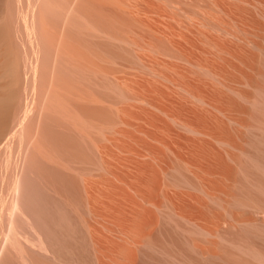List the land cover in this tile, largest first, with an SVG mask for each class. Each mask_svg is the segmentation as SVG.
Masks as SVG:
<instances>
[{"label":"rangeland","instance_id":"1","mask_svg":"<svg viewBox=\"0 0 264 264\" xmlns=\"http://www.w3.org/2000/svg\"><path fill=\"white\" fill-rule=\"evenodd\" d=\"M43 1L34 100L30 72L28 91L25 69L18 80V60L24 51L31 58V47L17 2L0 0V30L9 27L0 33V102L15 104L20 87L23 104L34 105L23 162L37 224L19 231L33 240L30 248L20 241L29 261L264 264V0ZM7 116L13 121L14 110ZM36 232L49 253L39 251ZM9 239L4 229L0 264H23Z\"/></svg>","mask_w":264,"mask_h":264},{"label":"bare ground","instance_id":"2","mask_svg":"<svg viewBox=\"0 0 264 264\" xmlns=\"http://www.w3.org/2000/svg\"><path fill=\"white\" fill-rule=\"evenodd\" d=\"M14 1V0H13ZM41 1H43V0H15V2H17L16 4H17V12H16V14L18 15V17L20 18V20H21V22H22V30L25 32V37H26V39H27V43H28V45L31 47L30 48V52H31V58H30V56H29V54H28V52H26V51H24V57H25V60H23L22 58H20L19 60H18V69H19V79L18 80H20V83L23 81V79H22V77H23V75H22V71H23V69H25V76H24V91L26 92V91H28L29 90V72H30V76H31V80H32V82H31V90L33 91L32 92V97H33V99H34V95H36L35 93H36V90H37V83H38V74H39V63H40V56H41V50H42V48H41V46H42V43H41V39L42 40H44L43 39V37L42 38H40V32H42V31H40L39 32V30H40V28H39V26H40V21L38 22V20H37V13L39 12V10L40 11H42L41 9H43V8H40L41 7V5L40 4H42L41 3ZM51 1V0H50ZM65 1V0H64ZM73 0H71L70 2L71 3H75V1L74 2H72ZM99 2L101 1V0H98ZM104 1V0H103ZM114 1V0H113ZM113 1H111V0H109L108 2H110V3H113L114 4V2ZM44 2V1H43ZM58 2H60V1H58ZM79 2V1H78ZM87 2V1H86ZM106 2V1H105ZM50 3V2H49ZM53 3V2H52ZM52 3H50V4H52ZM65 3H67V2H65ZM64 3V4H65ZM46 4L49 6L50 4H48L47 2H46ZM54 4V3H53ZM63 4V3H62ZM69 5L70 6H68V7H72L71 6V4L69 3ZM73 5V4H72ZM74 5H77V4H74ZM93 5V4H92ZM111 5V4H110ZM109 5V6H110ZM51 6V5H50ZM62 6V5H61ZM65 6V5H64ZM81 6H82V4H81ZM89 6V5H88ZM87 6V7H88ZM117 6V5H116ZM66 7V6H65ZM79 7H80V5H79ZM114 7V6H113ZM11 11L13 12V8H14V6L12 5L11 7ZM9 8V9H10ZM46 8V7H45ZM51 8H53L52 6H51ZM76 8H77V11L79 10L78 9V7L76 6ZM82 8V7H81ZM115 8V7H114ZM48 9V8H47ZM56 9H57V7H56ZM63 9V7L60 9V10H62ZM75 9V8H74ZM69 10V9H68ZM67 10V11H68ZM71 10H73V9H71ZM81 10V9H80ZM80 10L78 11V12H80ZM59 11V10H58ZM70 11V10H69ZM68 11V12H69ZM74 11V10H73ZM51 11H49V13H50ZM55 12H57V11H55ZM61 12H65V11H61ZM72 12V11H71ZM70 12V14H72ZM11 13V12H10ZM80 13H82V12H80ZM51 14V13H50ZM63 14V13H62ZM66 14H68L67 12H66ZM75 14H76V12H75ZM10 16H11V14H9ZM8 15V16H9ZM47 15H49V14H47ZM74 15V14H73ZM73 15H70V18H72L73 17ZM77 15V14H76ZM74 16L73 18H76L77 16ZM78 15H79V13H78ZM93 15V14H92ZM58 16V15H57ZM86 16H87V13H86ZM15 17H16V15H15ZM49 17V16H48ZM55 17H56V15H55ZM67 17V16H66ZM65 17V18H66ZM69 17V16H68ZM82 17V16H81ZM39 18H40V16H39ZM42 18H44V17H42ZM60 18V17H59ZM73 18H72V20H73ZM78 18V17H77ZM56 19V18H55ZM54 19V20H55ZM86 19V18H85ZM91 19V18H90ZM50 19H48V23H50V21H49ZM67 20H69L68 18H66V20H64V21H67ZM75 20V19H74ZM55 21H58L57 19L55 20ZM63 21V20H62ZM62 21L61 22H57V25H60V26H63V27H66V25H62V24H60V23H62ZM81 21V20H80ZM4 22V21H3ZM20 22V23H21ZM42 22V21H41ZM68 22V21H67ZM70 22V21H69ZM90 22V21H89ZM10 23V22H9ZM53 23V22H52ZM64 23H66V22H64ZM71 23V22H70ZM86 23V22H85ZM1 24H3V23H1ZM4 24H5V22H4ZM76 24V23H75ZM45 25V24H44ZM68 25H70V24H68ZM71 25H72V23H71ZM87 25V24H86ZM85 25V26H86ZM90 25V24H89ZM4 26V25H3ZM73 26H74V23H73ZM46 26H44V27H42V28H45ZM53 27H54V25H53ZM81 27V26H80ZM98 27V26H97ZM5 28H9V27H5L4 26V30H5ZM49 28V27H48ZM61 28V27H60ZM66 28H68V29H71V28H69L68 26L66 27ZM66 28H65V30H66ZM74 28V27H73ZM46 29H47V27H46ZM58 29V28H57ZM85 29H86V27H85ZM94 29V27H92V30ZM4 30L3 29H1L0 30V33H2L3 34V32H4ZM15 30V32L16 33H18V32H20V29L19 28H15L14 29ZM54 30H55V28H54ZM54 30L52 31V33L54 32ZM77 30V29H76ZM89 30H91L90 28H89ZM92 30H91V32H92ZM97 29H94V31H96ZM6 31V30H5ZM12 31V30H11ZM64 31V30H63ZM69 31H71V30H69ZM93 31V32H94ZM9 32V31H8ZM14 32V31H13ZM23 32V33H24ZM56 32H58V31H56ZM55 32V33H56ZM72 32V31H71ZM70 32V33H71ZM98 32V33H97ZM5 33H7V31L5 32ZM67 33L68 32H66V35H67ZM73 33V32H72ZM80 33V32H79ZM96 34H100L99 33V30H97L96 32H95ZM44 34V33H43ZM47 34V33H46ZM46 34L44 35V36H46ZM54 34V33H53ZM60 34V33H59ZM74 34V33H73ZM73 34H71V35H73ZM94 34V33H93ZM95 34V35H96ZM103 34V33H102ZM10 35V34H9ZM8 35V36H9ZM56 35H58L57 33H56ZM95 35H94V37H95ZM101 35V34H100ZM105 35V34H104ZM13 36V35H12ZM16 36V35H15ZM18 36V35H17ZM50 36H52V34H50ZM50 36H49V39H50ZM54 36V35H53ZM74 36V35H73ZM79 36H81L80 34L77 36L78 38H79ZM93 36V35H92ZM11 37V36H10ZM9 37V38H10ZM68 37V36H67ZM72 37V36H71ZM77 37H75V39L77 38ZM98 37H99V35H98ZM98 37H97V39H98ZM101 37V36H100ZM0 38H1V34H0ZM7 38V37H6ZM24 38V37H23ZM46 38V37H45ZM63 38V37H62ZM77 38V39H78ZM92 38V37H91ZM4 39H5V36H4ZM8 39V38H7ZM12 39H14V38H12ZM67 39V38H66ZM69 39V38H68ZM76 39V40H77ZM86 39V38H85ZM97 39H94L93 38V40H97ZM112 39V38H111ZM110 39V40H111ZM48 40V39H47ZM5 41H8V40H6L5 39ZM17 41V40H16ZM79 41L81 42V40L79 39ZM14 42H15V40H14ZM19 42V41H18ZM62 42V41H61ZM75 42V41H74ZM83 42V41H82ZM93 42V41H92ZM95 43H96V41H94ZM4 43L5 42H3V44H2V42H1V44L4 46ZM54 43H56V42H54ZM77 43H78V41H77ZM11 44V43H10ZM50 44V43H49ZM79 44V43H78ZM91 45H93V43H90ZM97 44V43H96ZM95 44V45H96ZM99 44V43H98ZM97 44V45H98ZM108 44V43H107ZM16 47H17V49H15L14 47L12 48L13 50H18V53L19 54H23L22 53V50H20V48L18 47V45H17V43H15L14 44ZM23 45L25 46L26 44H24L23 43ZM80 45H82V44H80ZM90 45V46H91ZM44 46V45H43ZM56 46V45H55ZM54 46V47H55ZM106 46V45H105ZM1 47V46H0ZM53 47V48H54ZM74 47H75V45H74ZM77 47V46H76ZM80 47V46H79ZM84 47V46H83ZM2 48V47H1ZM1 48H0V50H1ZM49 48H51V49H48V50H52V46L50 47L49 46ZM78 48V47H77ZM76 48V49H77ZM81 48V47H80ZM75 49V50H76ZM83 49V48H82ZM88 49V48H87ZM2 51V50H1ZM54 51V50H53ZM59 51V50H58ZM87 51V50H86ZM86 51H85V53H86ZM17 52V51H16ZM49 52V51H48ZM80 52V51H79ZM88 53L90 52V51H87ZM96 52V51H95ZM1 53V52H0ZM14 53V52H13ZM17 53V54H18ZM51 54H47V51H46V58H48V56L49 55H52V52H50ZM57 53V52H56ZM88 53H86L87 55H88ZM91 53V52H90ZM94 53V52H93ZM92 53V54H93ZM97 53V52H96ZM55 54V53H54ZM83 54H84V52H83ZM85 54V55H86ZM12 55V54H11ZM16 55V54H15ZM90 55V54H89ZM95 55V54H94ZM97 56L99 55V54H96ZM1 56V55H0ZM23 56V55H22ZM56 56H58V53L56 54ZM64 56V55H63ZM84 56V55H83ZM90 56H92V55H90ZM97 56H95V58H98L99 59V57H97ZM14 57V56H13ZM51 57V56H50ZM68 57V56H67ZM88 57V56H87ZM15 58V57H14ZM58 58V57H57ZM57 58L55 59V56H54V58H53V60L55 59V60H57ZM90 58V57H89ZM95 58H93L94 60H95ZM17 59H18V57H17ZM50 59V58H49ZM49 59H45L44 61L45 62H47ZM92 59V60H93ZM51 60V59H50ZM54 60V63H56V61ZM62 60V59H61ZM64 60V59H63ZM68 60V59H67ZM73 60V59H72ZM80 60V59H79ZM82 60V59H81ZM15 61V60H14ZM17 61V60H16ZM87 61V60H86ZM48 62H50V61H48ZM58 62V61H57ZM70 62V61H69ZM69 62H66V63H68V66L69 67H67V65L65 66V67H67V69H69V68H71V66H70V64H69ZM83 62H85V61H83ZM2 63V62H1ZM0 63V64H1ZM15 63V62H14ZM51 64H52V62H50ZM53 63V64H54ZM61 63H62V61H61ZM44 64V63H43ZM49 64V63H48ZM48 64H47V66H48ZM57 64V63H56ZM59 64V63H58ZM76 64L78 65L79 63H77L76 62ZM15 65H16V63H15ZM50 65V64H49ZM62 65V64H61ZM65 65V64H64ZM82 65V64H81ZM89 65V64H88ZM50 66H52V65H50ZM50 66H48L49 68H50ZM55 66V65H54ZM58 66V65H57ZM63 66V65H62ZM73 66V65H72ZM90 66H92V65H90ZM94 66V65H93ZM1 67V66H0ZM10 67H12V64H11V66ZM59 67H60V65H59ZM73 67H76V66H73ZM95 67V66H94ZM96 67H98V66H96ZM8 68V67H7ZM53 68V67H52ZM52 68H50V69H52ZM78 68H80L79 67V65H78ZM87 68H89V67H87V65H86V68H84V69H87ZM9 69V68H8ZM15 69H16V67H15ZM46 69V68H45ZM50 69H49V71H50ZM62 69H64V68H62ZM72 69V68H71ZM71 69H69L70 71H71ZM83 69V70H84ZM58 70H61V67H60V69H58ZM75 70H78V69H75ZM74 70V71H75ZM91 70V69H90ZM89 70V71H90ZM93 70V69H92ZM91 70V71H92ZM7 71V70H6ZM13 71H14V69H13ZM52 71V70H51ZM57 71V70H56ZM67 71V70H66ZM66 71L64 72L65 74H66ZM73 71V70H72ZM85 71V70H84ZM9 72H11V69H10V71ZM53 72H55L54 71V69H53ZM59 72V71H58ZM69 72V71H68ZM77 72V71H76ZM93 72V71H92ZM12 73V72H11ZM49 73V72H48ZM52 73V72H51ZM51 73H49V74H51ZM71 72H69L68 74H70ZM75 73V72H74ZM73 73V74H74ZM78 73V72H77ZM88 73H90V72H88ZM94 73V72H93ZM93 73H90V74H93ZM96 73V72H95ZM94 73V74H95ZM13 74V73H12ZM44 74V73H43ZM55 74V73H54ZM61 74V73H60ZM62 74H63V70H62ZM64 74V75H65ZM72 74V73H71ZM97 74V73H96ZM17 75V74H16ZM53 75V74H52ZM57 75V74H56ZM76 75V74H75ZM10 76V75H9ZM13 76V75H12ZM15 76V75H14ZM13 76V78H15ZM42 76V75H41ZM60 76V75H59ZM62 76V75H61ZM66 76V75H65ZM67 76H69V79L71 78L72 79V81H73V78L75 77V76H70V75H67ZM78 76H79V74H78ZM77 76V77H78ZM80 76H82V75H80ZM87 76V75H86ZM64 77V76H63ZM76 77V78H77ZM84 77V76H83ZM90 77V76H89ZM93 77H94V75H92V79H93ZM96 77V76H95ZM1 78V77H0ZM55 78H58L59 79V77H55ZM82 78V77H81ZM91 78V77H90ZM17 79V78H16ZM58 79H57V81L55 82L57 85H58ZM60 79H63V78H61L60 77ZM59 79V80H60ZM66 79V78H65ZM71 79H70V81H71ZM12 80V79H11ZM14 80V79H13ZM66 80H68V79H66ZM87 80V79H86ZM94 80H96L95 78H94ZM15 81V80H14ZM69 81V80H68ZM79 81V80H78ZM97 81H98V79H97ZM16 83L17 82H19V81H15ZM62 82H63V80H62ZM62 82L61 83H59V85H62ZM66 82V81H65ZM77 82V81H76ZM80 82V81H79ZM81 82H83L82 80H81ZM80 82V83H81ZM73 83V82H72ZM10 84V83H9ZM40 84V83H39ZM64 84V83H63ZM67 85H68V83H66ZM65 84V85H66ZM74 84V83H73ZM76 84V83H75ZM78 84V83H77ZM84 84V83H83ZM83 84H81L82 86H83ZM95 85V84H94ZM17 86H19L18 84L16 85V87ZM44 86V85H43ZM43 86H42V88L40 89L39 88V86H38V88L40 89V90H42L43 89ZM55 86V85H54ZM63 86V85H62ZM69 86V85H68ZM71 86V85H70ZM96 86V85H95ZM14 87V86H13ZM12 87V88H13ZM61 87V86H60ZM59 87V88H60ZM73 87V86H72ZM79 87V86H78ZM84 87H85V85H84ZM83 87V88H84ZM54 88H56V87H53L52 86V90L54 89ZM65 88V87H64ZM68 88V87H67ZM14 89V88H13ZM13 89H11V90H13ZM82 89V88H81ZM39 90V91H40ZM57 91H58V89H56ZM55 90V91H56ZM66 91H67V89H65ZM71 90V89H70ZM87 90V89H86ZM88 90H89V87H88ZM97 90V89H96ZM38 91V97L40 96V92ZM51 91V90H50ZM49 91V92H50ZM81 91V90H80ZM95 90H93V92H94ZM98 91V90H97ZM8 92V91H7ZM86 93H88V91H85ZM96 92V91H95ZM11 93L13 94V92L11 91ZM52 91L50 92V94L52 95ZM55 93V92H54ZM90 93H92V92H90ZM98 93H99V91H98ZM12 94H11V96H12ZM64 94V93H63ZM65 94H66V92H65ZM71 94V93H70ZM69 94V96H71V98H72V95H70ZM85 94V93H84ZM93 94V93H92ZM42 95V94H41ZM67 95H68V92H67ZM67 95H65V97L67 96ZM86 95V94H85ZM88 95H90L89 93H88ZM11 96L9 97V98H11ZM93 96L94 97H96L95 96V94H93ZM92 95L90 96V99H95V98H91V97H93ZM98 96H99V94H98ZM54 97H56V99H58L57 98V96H54ZM62 97H64L63 95H62ZM85 97H87V95L85 96ZM89 97V96H88ZM87 97V98H88ZM13 98L15 99V104H5V105H1V102H0V127L1 126H3V125H7V123L9 124V121L11 122L12 120H10L9 119V117L7 116V111H10V110H14V116H13V118H14V120L12 121L13 123V126H11V129H10V131L8 132V133H6L5 135H2L1 137H0V233L1 232H3V230L4 229H8V231L10 232V236H11V239H9L8 241H9V246H10V248H11V251L12 252H16L17 253V256L18 257H20L21 258V260H22V262H23V264H29V263H31L30 261V258H29V256L30 255H27V249L28 248H30L31 247V245H33V240H31L30 238H29V236L30 235H28V236H23V237H21L20 235L22 234H20V229L22 228L21 226V224L22 223H24V224H26L27 226H26V228L29 226L30 228H32L33 230H35V224H37V220H36V217H35V219H33V217H32V215L33 214H31L30 212H31V208L32 209H35V210H38V202L37 201H34L32 198H30L29 197V195L27 194V192H26V189H25V177H26V172H25V169H24V162H26V161H24L23 162V159H24V152L27 150H25V147L27 146L26 145V133H25V126H26V122L28 121V123H29V118L31 117V111H32V109H33V106L34 105H32L31 106V103L30 102H25V104H23V94H22V91H21V89H20V87L19 88H17V90H15V92H14V95H13ZM12 98V99H13ZM41 98V97H40ZM76 98V97H75ZM86 98V99H87ZM39 99V98H38ZM42 99H44V98H42ZM56 99H54V100H56ZM98 99V98H97ZM35 100V99H34ZM37 100V99H36ZM51 100V99H50ZM59 100V99H58ZM62 100V98L59 100V101H61ZM33 101V100H32ZM41 101H44V100H41ZM46 101H47V99H46ZM58 101V103H56V101H54V104L56 103V104H59V106H60V104H61V102H59ZM63 101V100H62ZM6 102V101H5ZM14 102V101H13ZM50 102V101H49ZM37 103V102H36ZM39 103H41L40 101L37 103L38 105H39ZM45 103H47V102H45ZM64 103V102H63ZM62 103V104H63ZM66 103V102H65ZM68 104H70L69 102H67ZM66 103V104H67ZM55 104V105H56ZM62 104H61V106H62ZM37 105V106H38ZM40 105H43V104H40ZM55 105H54V107H55ZM64 105V104H63ZM84 105V104H83ZM36 106V107H37ZM44 106V105H43ZM60 106V107H61ZM69 106V105H68ZM32 107V108H31ZM39 107H41V106H39ZM53 107V108H54ZM56 107L58 108V106L56 105ZM66 106H64V108H65ZM52 108V107H51ZM52 108V109H53ZM64 108H60V109H64ZM68 108V107H67ZM50 110V109H49ZM55 111H56V108L54 109ZM64 110H66V109H64ZM39 111H42V110H39ZM68 111H69V109H68ZM65 113H66V111H64ZM63 112V113H64ZM35 114V113H34ZM55 114V113H54ZM61 114V113H60ZM47 115V114H46ZM69 115V114H68ZM71 116V115H70ZM81 116V115H80ZM50 118V117H49ZM81 118V117H80ZM83 118V117H82ZM65 119V118H64ZM37 120V119H36ZM41 122V121H40ZM49 123V122H48ZM50 125H51V123H50ZM32 127V126H31ZM27 129V128H26ZM66 131V130H65ZM67 133V132H66ZM69 133V132H68ZM71 133V132H70ZM33 135H34V133H32ZM46 134V133H45ZM33 135H32V138H33ZM48 135V134H47ZM69 135H71V134H69ZM45 136V135H44ZM56 136V135H55ZM42 137V136H41ZM31 138V137H30ZM35 138H37V137H35ZM51 138V137H50ZM53 138V137H52ZM34 139V138H33ZM40 139H42V140H44L45 141V139H43V138H38V140H40ZM32 140V139H31ZM35 141H36V139H34ZM31 141L33 144H35L36 142L35 141ZM41 140V141H42ZM46 140L48 141L49 139L46 137ZM79 140V139H78ZM47 141H45V142H47ZM50 141V140H49ZM52 141H54V138H53V140ZM27 142H28V140H27ZM55 142V141H54ZM32 143H31V145H32ZM38 143V142H37ZM40 143V142H39ZM30 144V142L28 143V145ZM43 144V143H42ZM26 145V146H25ZM48 145H50V143H48ZM80 145V144H79ZM34 146V145H33ZM46 146V145H45ZM52 146H53V144H52ZM78 146V145H77ZM30 147V146H29ZM36 147V146H35ZM35 147H33V148H35ZM28 148V147H27ZM32 148V149H33ZM55 148V150H59L58 148H56V147H54ZM30 149V148H29ZM28 149V150H29ZM37 149V148H36ZM48 149H49V146H48ZM54 149H53V151H55ZM32 151V150H31ZM83 151V150H82ZM58 152V153H57ZM60 151H56V156H57V154H60L59 153ZM28 153H26V155H27ZM31 154V153H30ZM55 154V153H54ZM62 154V153H61ZM29 156H31V155H29ZM59 157V156H58ZM61 157V156H60ZM61 158H63V157H61ZM26 159V158H25ZM71 160V159H70ZM32 173V172H31ZM37 175V174H36ZM31 176H33V175H31ZM34 177V176H33ZM36 177V176H35ZM29 186V185H28ZM38 186V185H37ZM41 188V187H40ZM39 189V188H38ZM38 189H36V190H38ZM46 189V188H45ZM43 191H44V188H42V193H43ZM43 196H45V194L43 195ZM34 211V210H33ZM24 224H23V226H24ZM32 229H30V230H32ZM29 230V229H28ZM36 234H37V246H39L40 247V249L41 250H39V251H42L43 253H47L48 252V247L46 246V244H45V238H44V236H43V234H41V233H39V232H36ZM22 235H24V234H22ZM26 235V234H25ZM9 236V235H8ZM6 241V240H5ZM20 241H23L24 243H26V245L28 244V248H27V246L25 245V247L27 248L26 250H24V248H23V246H24V244H23V246L21 245V242ZM7 246V245H6ZM4 249H5V247H4ZM6 249H8V248H6ZM10 250V249H9ZM38 250V249H37ZM26 251V252H25ZM50 251V250H49ZM30 252V251H29ZM1 253V252H0ZM6 252H4V254H5ZM49 253V252H48ZM3 254V253H2ZM3 254V255H4ZM2 255V256H3ZM46 255V254H45ZM16 258V257H15ZM4 259V258H3ZM2 259V260H3ZM30 260V261H29ZM7 262V261H6ZM2 263V262H1ZM35 263V262H34ZM34 263H31V264H34Z\"/></svg>","mask_w":264,"mask_h":264}]
</instances>
